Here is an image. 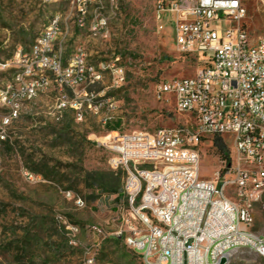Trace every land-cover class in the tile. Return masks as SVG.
<instances>
[{
    "label": "built area",
    "instance_id": "2783aa9c",
    "mask_svg": "<svg viewBox=\"0 0 264 264\" xmlns=\"http://www.w3.org/2000/svg\"><path fill=\"white\" fill-rule=\"evenodd\" d=\"M43 1L70 2L77 7L79 28L92 37L108 35L102 12L87 21L94 0ZM154 17L159 31L170 27L179 52L199 56L202 64L193 76L163 80L154 90L158 101L171 102L188 116L187 123L153 132L113 130L97 139L109 151L110 167L125 176L116 235L142 264H228L244 249L264 259V234L253 229V206L259 203L264 210V35L251 37L243 0H154ZM67 33V22L55 14L28 50L19 47L10 59L0 60V71L15 68L0 84V107L6 111L0 144L9 142L8 126L25 105L53 84L59 88L58 118L68 110L77 121L88 113L114 112L110 99H97L87 86L105 73L114 85H123L120 57L96 68L78 44L67 58L62 46ZM111 119L108 115L105 122ZM216 136L229 141L232 161L208 180L201 176L200 145H213ZM23 174L31 182L41 179L27 170ZM65 195L86 206L72 191Z\"/></svg>",
    "mask_w": 264,
    "mask_h": 264
},
{
    "label": "rangeland",
    "instance_id": "374dc122",
    "mask_svg": "<svg viewBox=\"0 0 264 264\" xmlns=\"http://www.w3.org/2000/svg\"><path fill=\"white\" fill-rule=\"evenodd\" d=\"M243 3L251 37L264 35V0ZM88 5L87 21L96 11L108 17L106 37H92L87 28H79L77 7L68 1L0 0V60L10 59L19 47L28 50L49 20L60 14L68 25L62 42L67 58L82 44L96 68L119 56L126 77L117 86L105 73L101 81L87 86L97 99L115 104L112 113L105 109L77 121L68 110L58 118L59 88L53 84L8 126L9 142L0 144V264H88V259L94 264H142L116 235L121 222L117 196L125 176L110 167L109 151L97 139L112 127L120 133L153 132L187 123L189 117L171 102L158 101L154 90L163 80L193 76L202 60L177 50L170 27L158 30L154 0H118L115 6L94 0ZM14 72L15 68L0 71V84ZM5 113L0 107V122ZM108 115L112 119L106 123ZM200 148L203 178L212 180L219 170L220 174L227 170L214 144L205 142ZM25 170L41 179L27 180ZM69 190L86 206L78 207L68 198ZM227 195L235 197L232 189ZM253 214V229L264 234L261 204L253 206ZM73 226L79 232H73ZM228 264H264V259L244 249L236 251Z\"/></svg>",
    "mask_w": 264,
    "mask_h": 264
},
{
    "label": "trees",
    "instance_id": "16d2710c",
    "mask_svg": "<svg viewBox=\"0 0 264 264\" xmlns=\"http://www.w3.org/2000/svg\"><path fill=\"white\" fill-rule=\"evenodd\" d=\"M113 130H118V128L112 127L110 129V131H113ZM213 144H214L216 151H217V154L220 156V158L222 160H224L229 165L232 161V155H231L230 148L228 147V144L224 141V139L221 136H216L213 139ZM223 171H222V173H223ZM119 172H121V171H119ZM119 185H120V178H117L116 182H115V186L118 187ZM100 188H101V186H100ZM113 191H116V190H113ZM120 197H121V191L118 193L117 199L120 200Z\"/></svg>",
    "mask_w": 264,
    "mask_h": 264
}]
</instances>
